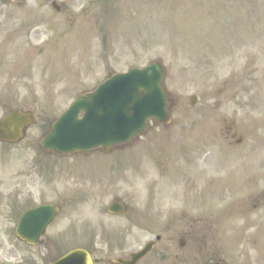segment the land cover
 <instances>
[{"label":"rangeland","instance_id":"obj_1","mask_svg":"<svg viewBox=\"0 0 264 264\" xmlns=\"http://www.w3.org/2000/svg\"><path fill=\"white\" fill-rule=\"evenodd\" d=\"M156 59L168 125L111 152L40 148L79 93ZM12 108L35 123L21 142L0 144V183L22 185L28 206L61 207L45 245L62 252L87 224L98 247L160 235L140 264H264V0H0V117ZM115 197L126 216L108 213ZM9 221L2 214L0 228Z\"/></svg>","mask_w":264,"mask_h":264},{"label":"water","instance_id":"obj_2","mask_svg":"<svg viewBox=\"0 0 264 264\" xmlns=\"http://www.w3.org/2000/svg\"><path fill=\"white\" fill-rule=\"evenodd\" d=\"M164 73L160 62L155 61L143 69L113 75L94 92L80 95L51 126L40 145L58 154L89 152L98 147L108 151L142 133L151 117L157 122H169L168 100L162 86ZM82 110L84 115L79 118ZM32 121L30 112L13 110L0 120V140H19ZM55 214L52 205L29 211L23 217L22 237L34 243ZM151 246L150 243L135 254V259L142 258Z\"/></svg>","mask_w":264,"mask_h":264},{"label":"flooded vegetation","instance_id":"obj_3","mask_svg":"<svg viewBox=\"0 0 264 264\" xmlns=\"http://www.w3.org/2000/svg\"><path fill=\"white\" fill-rule=\"evenodd\" d=\"M234 95L236 96V93H234ZM234 124L235 123H233L229 127L233 128ZM3 185L4 187L0 186V213L6 210L7 216L10 220L12 217L14 218L19 216L21 210L14 204V201L18 200L17 198L11 197L10 187H8L7 184ZM3 190L8 191V193ZM261 195H263V193ZM5 235H7L6 240L4 239ZM134 247V245L129 247V249L131 248L130 253L132 252ZM78 248L88 252L92 259L91 264H121L119 262H116L115 260H117V258L119 257H130V253L126 257L123 255L119 257H110L108 255L102 256L103 253L99 250V248L97 246L91 245L90 242H88L86 245L72 247L70 248V250H75ZM28 249L29 248L27 244L17 238L15 234V228L7 230L0 229V264H49L59 257V255H57L46 258V256L42 254L41 257L36 256V258L34 259L29 257ZM112 249L113 247H107L105 250L107 252H111ZM117 249H119L120 252L127 251V249H124L123 245H119Z\"/></svg>","mask_w":264,"mask_h":264}]
</instances>
